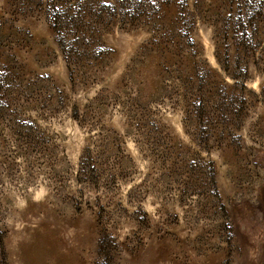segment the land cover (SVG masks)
Returning <instances> with one entry per match:
<instances>
[{"label":"rangeland","instance_id":"rangeland-1","mask_svg":"<svg viewBox=\"0 0 264 264\" xmlns=\"http://www.w3.org/2000/svg\"><path fill=\"white\" fill-rule=\"evenodd\" d=\"M0 264H264V0H0Z\"/></svg>","mask_w":264,"mask_h":264}]
</instances>
